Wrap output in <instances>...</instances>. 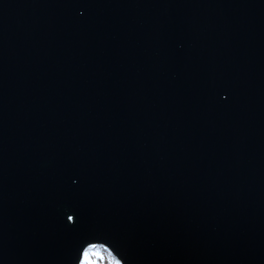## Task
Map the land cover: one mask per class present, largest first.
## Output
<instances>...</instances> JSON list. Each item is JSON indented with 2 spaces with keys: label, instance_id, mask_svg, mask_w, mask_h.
Wrapping results in <instances>:
<instances>
[{
  "label": "water",
  "instance_id": "obj_1",
  "mask_svg": "<svg viewBox=\"0 0 264 264\" xmlns=\"http://www.w3.org/2000/svg\"><path fill=\"white\" fill-rule=\"evenodd\" d=\"M95 246L264 264V0H0V264Z\"/></svg>",
  "mask_w": 264,
  "mask_h": 264
},
{
  "label": "rangeland",
  "instance_id": "obj_2",
  "mask_svg": "<svg viewBox=\"0 0 264 264\" xmlns=\"http://www.w3.org/2000/svg\"><path fill=\"white\" fill-rule=\"evenodd\" d=\"M81 264H120L113 254L105 247H90Z\"/></svg>",
  "mask_w": 264,
  "mask_h": 264
},
{
  "label": "snow or ice",
  "instance_id": "obj_3",
  "mask_svg": "<svg viewBox=\"0 0 264 264\" xmlns=\"http://www.w3.org/2000/svg\"><path fill=\"white\" fill-rule=\"evenodd\" d=\"M72 219H73V216L69 215L68 220H72Z\"/></svg>",
  "mask_w": 264,
  "mask_h": 264
}]
</instances>
